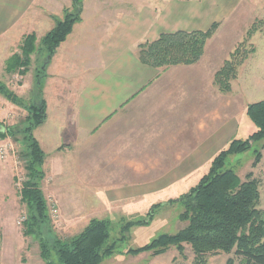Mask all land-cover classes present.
<instances>
[{"label":"crops","instance_id":"crops-1","mask_svg":"<svg viewBox=\"0 0 264 264\" xmlns=\"http://www.w3.org/2000/svg\"><path fill=\"white\" fill-rule=\"evenodd\" d=\"M103 1L82 0V14L96 10ZM198 1L142 0L133 11L113 4L116 11L112 10L111 21H85L82 16V21L76 23L73 32L59 46L68 42L80 26H86L90 39L75 42L74 50L78 55L73 58H84L83 53L91 56L94 60L81 69L92 76L81 85L77 100L67 114L66 102H59L58 106L53 104L54 120L60 125L56 134L44 140L47 145L52 143L51 150L56 148L60 152L72 150L80 143L84 152L90 145L92 164L93 151L105 155L97 156V160L109 163L107 178L113 181L97 182L92 178V167L93 187H122L124 192L120 195L127 196L126 200L146 198L148 193H157L163 187L168 190L180 187L185 179L189 181L193 172L208 170L214 156L228 145L243 125L250 124L246 119L247 104L244 98L239 99L242 95L224 92L215 82V74L224 62L213 58L207 49L209 43L202 58L190 65L156 68L139 59V45L157 39L164 31L209 29L212 21H201V18L190 21V10L193 18L198 17L195 14L201 9H208L205 5L197 6ZM160 5L165 6L170 14L167 16L175 21L148 18L151 11L156 13V8L161 9ZM179 5L186 10L185 21H178ZM99 7L106 6L100 4ZM72 8L73 0H0V76L5 82L0 80L3 83L8 86V75L22 77L19 87L26 83L27 74L33 70V60L43 55L39 43L55 26L53 13L58 16ZM45 25H48L46 31L40 32L39 27ZM31 33L37 36L38 51L32 54L26 73L10 72L9 60L22 55L24 38ZM215 34L216 37L217 31ZM75 51L71 54H77ZM54 70L52 72L56 73ZM57 80L60 88L59 78H51L46 93H51V84ZM62 84L66 90V81ZM44 96L48 114L50 103L48 96ZM6 99L0 97L2 122L6 118L4 115L17 107ZM48 119L49 115L45 124ZM104 141L105 145H113L112 148L98 147L99 143L104 145ZM55 160L56 166H60L61 160ZM83 176L89 177V171ZM104 176L102 173L101 177ZM14 182L15 161L8 157L0 159V202L12 201L18 195ZM64 184L67 183L60 185ZM2 225L0 222V264H4L7 257L6 248L2 247L6 241L1 240Z\"/></svg>","mask_w":264,"mask_h":264},{"label":"rangeland","instance_id":"rangeland-1","mask_svg":"<svg viewBox=\"0 0 264 264\" xmlns=\"http://www.w3.org/2000/svg\"><path fill=\"white\" fill-rule=\"evenodd\" d=\"M141 1L104 0L100 4L106 7L100 9L99 4L96 6V10H87L82 16L85 21H111L112 10L116 11L112 8L113 4L124 5L130 11H133ZM203 5L207 6L208 9H201L198 14H195L198 17L192 18L190 10V21H199L200 18L201 21H212L210 27L214 22L220 23L217 29V36L209 39L207 42L209 44H206L213 58L217 61L225 62L230 59L231 53L244 41H246L247 49L256 48V52L238 69L237 78L231 81L234 87V90L231 91L241 94L242 98L239 96V99L244 98V103L247 106L250 103L264 100V0H199L197 6L202 7ZM160 7L161 9L156 8L157 14L151 11L148 18L158 17L162 21H175L174 18L171 19V17L167 16L170 14H167L164 5H160ZM62 14L64 12L55 16V12L53 16L56 19H61L63 18ZM185 15V8L179 5L178 21H185ZM47 27L48 25H45L39 27L38 30L45 32ZM253 27L256 28L255 32L248 39L247 35ZM89 31H86V26H80L74 36H71L68 42L59 47L53 56L44 52L45 49H43V46L41 47V41L39 46L40 50L43 51V55L41 58L33 60L31 64L33 70L27 74L26 83L23 86L19 87V82L22 79L19 75L16 77L8 75V79H6L7 76L5 78L10 83H8L9 89L26 106L35 103L39 98H43L44 94L48 96L47 99L50 103L48 122L34 131L35 136L46 150L48 156L46 159L48 164L46 161L47 165H43L45 177L41 182L48 208L47 218L41 227L44 233L43 236L48 237L50 240H53L55 236L62 239L70 238L79 234L94 217L108 218L112 222L111 241L118 240V245L115 252L111 256L105 257L101 264H199L195 261V253L192 247L187 244L183 254L175 246L161 254H154L149 251L134 254L129 252V250L144 246L163 233H177L187 225V222L179 218L180 213L184 209V204L179 201V198L184 193L191 191L208 170L193 172L190 174L189 181L185 179L180 183V187H171L169 190L167 189L168 187L166 189L163 187L161 188L163 190L157 193H148L146 198L126 200L129 199L127 196L120 195V193L124 192L122 187H93L91 185L90 173L92 167V178L97 179V182L104 181L107 183L113 181L111 178H107L106 168H108L109 163L97 160V156L104 157L105 155H99L96 152L94 154L93 151L95 159L92 164V160L90 161V157H92L90 155V152H92L90 145L86 147L87 149L84 152H82L84 148H82L81 143L74 146L72 150L60 152L56 148L51 150L50 144L52 143L47 145L44 140V137L49 139L52 134H56L58 132L57 127L60 125L59 122L54 120L53 104L58 106L59 102L61 104L66 102L67 114L69 108L77 100L81 85L92 76V73H86V69H81L88 62L94 60L91 56L88 57L83 53L84 55H81L84 58H73L78 55V52L74 50L75 42L84 38L89 40L90 37L87 33ZM72 51L77 54H71ZM46 61H48L47 69L44 68ZM53 70L56 73L52 72ZM53 75L57 78L53 77ZM51 78H59L61 86L60 88L58 87L59 82L57 80L55 84H51V88H53L51 93H46ZM0 79L5 82L1 76ZM63 81H66V90L63 89ZM39 83H41V86ZM0 97L6 99L1 94ZM8 112V114L4 115L6 117L4 118L5 123L0 121L2 127H11L21 131L28 125L27 116L29 115V110L24 106L17 105V107H13ZM246 119L249 121L247 123H250L248 125L251 126L243 125L234 138L245 140L255 131L247 115ZM17 134V140L11 136L3 140L0 139V145L6 144L9 149L8 159L15 161L14 187L18 192V195L12 198V201L0 202V222L4 224L2 225L4 233L1 235V240L6 239L2 247L6 248L5 252L7 253L4 264H45L40 254L39 239L35 236H26L24 234V222L29 215V211L26 204L21 201L20 191L22 183L28 178V171L26 170L28 158L25 156L26 143L22 140L24 134L23 132H18ZM103 140L107 141V138L103 137ZM112 146L108 145V143L105 145L104 141V145L99 143L98 147L109 149ZM254 148L231 155L228 159V167L232 168L242 179H245L249 172L254 173L255 177L260 181L261 199L259 208L264 210V148L261 149L263 153L261 162L259 165L253 166L255 160ZM79 157H81L80 160ZM56 158L61 160L60 166H56ZM50 163L55 164L50 165ZM88 171L89 177L85 178L83 175ZM102 173L105 175L104 177H101ZM61 182L67 184L60 185ZM106 192L107 194L105 195ZM106 197L108 198L106 199ZM52 207H56L59 210L56 216L51 213ZM152 209L155 211H152ZM150 212L153 214L152 216H150ZM149 217L151 220L145 223ZM127 221H143L144 223L136 224L126 229L125 224ZM124 232L126 236L122 237ZM206 259L207 262L203 264H228L229 259H235V264L240 261V258L234 252L209 253L206 255Z\"/></svg>","mask_w":264,"mask_h":264},{"label":"trees","instance_id":"trees-1","mask_svg":"<svg viewBox=\"0 0 264 264\" xmlns=\"http://www.w3.org/2000/svg\"><path fill=\"white\" fill-rule=\"evenodd\" d=\"M82 10V1L73 0V8L66 9L63 18L54 17L57 20L55 26L42 39L43 49L50 56L66 41L76 23L82 21ZM219 25L220 23L214 22L207 30L163 32L157 39L139 45V59L142 63L156 68L194 64L204 55L206 44ZM255 29L253 27L249 31L248 39ZM36 42L35 33L25 36L21 47L22 55L13 56L8 62L10 72L26 73L32 54L38 49ZM245 42L231 53L230 59L215 74V82L224 92L232 90L231 81L237 78L238 69L256 52L255 47L247 49ZM47 63L48 61L44 63V67ZM0 93L29 110L28 125L21 131L2 127L0 123V139L11 136L17 140V133L23 132L22 140L26 143L28 178L22 183L20 191L21 201L29 211L24 222V234L39 239L40 254L45 264H101L105 257L115 252L118 245V240L111 241L112 222L108 218L94 217L79 234L70 238L55 236L50 240L43 236L41 227L47 218L48 208L41 182L45 177L43 165L47 155L34 131L48 118L46 100L39 98L35 103L26 106L1 80ZM246 115L255 131L245 140L233 138L214 156L199 183L179 198L184 204L179 218L187 222V225L177 233H163L144 246L130 249L129 252L139 254L149 251L161 254L175 246L183 254L187 244L192 247L195 261L199 264L207 262V254L219 252H234L240 258L238 264H264V210L259 208L260 181L253 172H249L242 179L228 167L231 155L245 152L252 147H255L253 166L259 165L263 158L261 149L264 148V100L248 104ZM151 212L150 216L153 215ZM150 220L149 217L145 223ZM142 223L144 222L127 221L125 227L129 229ZM125 236L124 232L122 237ZM235 263V259L228 260V264Z\"/></svg>","mask_w":264,"mask_h":264},{"label":"built area","instance_id":"built-area-1","mask_svg":"<svg viewBox=\"0 0 264 264\" xmlns=\"http://www.w3.org/2000/svg\"><path fill=\"white\" fill-rule=\"evenodd\" d=\"M8 154H9V149L7 148L6 144H2L0 145V159L4 160V159H7L8 157ZM58 209L56 207H52L51 209V213L56 216L57 213H58Z\"/></svg>","mask_w":264,"mask_h":264}]
</instances>
